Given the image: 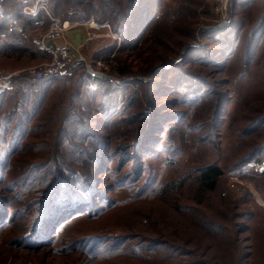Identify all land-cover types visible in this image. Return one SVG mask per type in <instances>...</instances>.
<instances>
[{"label": "rangeland", "instance_id": "obj_1", "mask_svg": "<svg viewBox=\"0 0 264 264\" xmlns=\"http://www.w3.org/2000/svg\"><path fill=\"white\" fill-rule=\"evenodd\" d=\"M33 1L0 0V43L8 45L14 40V44L29 46L22 68L7 67L0 72L11 71L16 75L43 63L33 62L31 50L39 44L43 46L41 38L51 27L53 17L76 22L93 17L100 21L88 4H98L99 0H49L47 7L52 16L43 10L37 16L26 13L24 17H16V13L24 12V4ZM120 1L127 10L129 1ZM230 4V20L218 29L208 28L225 20L218 0H144L140 13L148 21L143 26L135 25V35L126 40H122V31L115 29L111 19L104 22L117 37L108 34L101 37L104 47L88 54L86 63L100 54L105 57L104 65H91L106 75L93 77L92 90L97 92V108H102L103 97L107 100L111 97L114 102L116 109L112 114L99 112L105 119L97 123L98 133L106 135L112 146L109 145L107 157L103 158L105 165L100 167L107 173L96 174L95 193H100L97 204L83 209L87 213L77 215L81 217L71 222L72 235L98 234L105 240L98 245L110 244L108 247L115 246L123 235L136 236L135 240L161 238L176 250L182 247L188 250L169 256L171 250L160 247L152 264H264V169L256 170L253 165L254 160L264 162V151L257 152L252 161L247 160L243 165L236 162L255 144L250 141H256L252 135L242 134H248L245 129L264 111V0H231ZM80 12L90 16H77ZM250 42H253L251 50ZM222 45L232 46V55L212 51ZM49 46L53 45L49 43ZM70 65L65 72L72 69ZM196 73L213 80L211 88L203 87L195 79ZM136 78L142 82H134ZM141 83L150 87L152 101L146 98ZM13 86L14 83L9 88ZM215 92L222 93L225 101L217 150L211 141L218 139L216 134L204 147L197 146L189 136L199 134L200 129L188 127L191 114L195 113L193 124L205 119ZM207 120L203 130L210 124ZM180 126L188 127V132L185 147L175 152L171 137L176 140L175 128ZM120 144L125 146L121 148ZM80 159L87 161L82 156ZM204 160L217 162L224 173L210 197H205L206 200L209 197L206 205L196 204L191 217L178 215L160 199L146 201L135 197L138 190H151L167 180L171 179L167 183H172L188 176ZM13 169L15 176L22 170ZM116 201L124 202L125 206L108 211ZM195 207L202 208L210 214L209 219L226 227L206 229V233L194 222L195 218L201 220ZM28 222L25 229L10 228L0 235V264L76 263L70 254L26 248L31 242L37 245L36 239H32L34 222L33 225L31 219ZM21 235L22 239L28 236L23 246L18 247L20 240L15 242V248L7 244ZM109 260L119 261L99 259V264H108Z\"/></svg>", "mask_w": 264, "mask_h": 264}, {"label": "trees", "instance_id": "obj_2", "mask_svg": "<svg viewBox=\"0 0 264 264\" xmlns=\"http://www.w3.org/2000/svg\"><path fill=\"white\" fill-rule=\"evenodd\" d=\"M128 1L127 10L120 0H99L98 4L92 2L88 4L97 12L99 22L104 23L108 22L106 21L108 18L111 19L115 29L122 31V40H126L135 35L133 30L135 25L143 26L148 21L140 13V5L144 0ZM86 14L80 12L77 16H90V13ZM25 15L26 13L22 11L16 13V17ZM217 31L220 30H213ZM252 45L253 42H250L249 50ZM191 47L186 49V54ZM28 48L26 44H14V40H10L8 45L0 43V69L22 68ZM208 51L211 52L210 49ZM212 51L228 56L232 55L233 47L222 45ZM31 56L33 62L40 63L45 62L44 60L49 61L52 54L39 44V47L31 50ZM70 64L72 69L66 72L48 73L42 77H37L28 70L22 71L14 75L12 88L0 90V235L10 228L25 229L30 222L27 223L28 219H31L35 227L32 239H36L37 245L31 242L26 248L70 254L75 258V264H99V259L115 258L119 261L109 260L108 264H152V259H156L160 253V247L170 249L169 256L187 253L185 247L176 250L175 246L161 238L135 240L136 236L123 235L115 246L108 247L110 244L98 245L105 242L98 234L83 236L71 234L73 230L71 227L74 225L71 222L81 217L77 215L87 213L83 209L96 206V200L100 197V193H95V190H98L96 174L107 173V170L101 171L100 167L105 165L103 158L107 157L109 145L110 147L112 145L107 142L106 135L98 133L97 123L105 119L99 112L110 116L116 108L113 107L111 97L108 100L103 97L105 102L102 108H97L95 102L97 92L92 90V79L95 78L89 73L86 61L75 59ZM195 77L203 87L211 88L214 84L213 80L201 73H196ZM134 82L140 83L142 80L136 78ZM151 84L153 85V81ZM143 87L146 98L152 101L150 87L148 84ZM209 103L205 119L198 124H193L195 113L190 115L188 127H195L193 130L198 128L200 132L189 137L196 141L197 146L201 144L204 147L205 142L216 134L218 139L211 141L217 150L220 148L218 131L220 119L225 115L224 95L215 92ZM206 118L210 124L203 130ZM252 123L245 129L248 134L242 136L252 135L256 141H250L255 144L237 158L236 162H239V165L250 161L258 155L257 152L264 151V127L260 129L264 125V111L257 119H253ZM188 127L175 128L176 140L171 137L175 152L185 147L184 139L187 137ZM52 137L53 140L50 141ZM119 146L123 148L125 144ZM196 152L200 153L197 149ZM81 156L87 161H81ZM71 162L77 165L71 166L69 164ZM14 167L22 169L17 176L14 175ZM223 173V168L217 162L204 160L193 167L188 176L179 177L178 181L172 183H167L171 179L167 180L153 186L151 190H138L135 197L146 201L160 199L178 215L191 217L194 212L192 208L196 204L202 207L206 205ZM207 195L209 197L206 200ZM123 206L124 202L117 204L116 201L108 211ZM194 209L200 211L198 217L201 219L195 218L194 222L206 233V229L226 227L209 219L210 214L202 211V208ZM68 221L69 225L62 227ZM53 229L56 230L52 232ZM19 237L11 239L7 244L15 248V242L20 240L18 247L23 246L28 236L23 238L25 240L22 239V235Z\"/></svg>", "mask_w": 264, "mask_h": 264}, {"label": "built area", "instance_id": "obj_3", "mask_svg": "<svg viewBox=\"0 0 264 264\" xmlns=\"http://www.w3.org/2000/svg\"><path fill=\"white\" fill-rule=\"evenodd\" d=\"M48 1L49 0H34L33 3L25 4L23 11L28 14L37 15L43 10L52 16L51 12L48 10ZM231 0H218L219 9L222 12V17L229 21V8ZM77 22L70 19L60 20L53 17V23L48 31L41 38L43 47H45L51 54L52 57L49 61H45L39 66H34L30 68V71L35 74L37 77H42L44 74L48 73H57L63 72L67 66L75 60L74 53L77 56V59L87 60L86 52L89 46V41L91 38L98 36L99 31L103 28H107V34L117 37V33L110 27L107 23H101L96 21L93 17L86 20L85 23L92 27L95 31L89 33L88 37L82 42H76L71 44L67 48L55 49L53 46H49V43L52 40H56L63 35L65 30L75 25ZM104 55L100 54L96 59H93L92 62H89L88 65L91 67L92 63L95 65H104ZM99 70V69H98ZM15 72L5 71L0 72V90L9 88L13 84ZM253 165L256 170L264 169V162L261 160H255Z\"/></svg>", "mask_w": 264, "mask_h": 264}, {"label": "crops", "instance_id": "obj_4", "mask_svg": "<svg viewBox=\"0 0 264 264\" xmlns=\"http://www.w3.org/2000/svg\"><path fill=\"white\" fill-rule=\"evenodd\" d=\"M85 21L86 20L77 22L75 25L65 30L63 35L58 40H52L50 44L56 47H67L76 42L84 41L88 37L89 33L95 31L92 27L88 26ZM99 32L98 36L91 38L89 41L86 59L88 54L92 53L94 49L102 48L105 45L101 37L107 35V32H105L104 27ZM74 56L77 57L75 53Z\"/></svg>", "mask_w": 264, "mask_h": 264}, {"label": "water", "instance_id": "obj_5", "mask_svg": "<svg viewBox=\"0 0 264 264\" xmlns=\"http://www.w3.org/2000/svg\"><path fill=\"white\" fill-rule=\"evenodd\" d=\"M226 24V20H224L223 22H221V24H219L218 26L215 27H208L210 29H218L220 27H222L223 25ZM88 71L89 73L93 76V77H105L106 75L104 74V72H102L101 70L98 69H94L92 67H88Z\"/></svg>", "mask_w": 264, "mask_h": 264}]
</instances>
